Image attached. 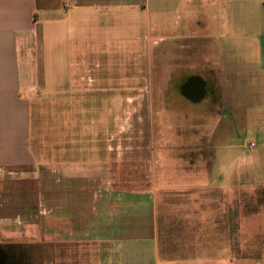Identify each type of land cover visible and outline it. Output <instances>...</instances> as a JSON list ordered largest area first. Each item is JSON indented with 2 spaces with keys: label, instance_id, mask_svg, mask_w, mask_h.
<instances>
[{
  "label": "crops",
  "instance_id": "0c3cea01",
  "mask_svg": "<svg viewBox=\"0 0 264 264\" xmlns=\"http://www.w3.org/2000/svg\"><path fill=\"white\" fill-rule=\"evenodd\" d=\"M245 1L0 0V219L40 217L45 257L60 264H212L217 213L212 205L218 200L225 205L220 220L228 231L224 201L233 184L183 187L190 190L189 207L173 214L190 232L203 219L204 244L190 232L180 237L166 232L155 191L118 190L100 151L86 149L85 93L108 94L103 105L110 108L116 61L111 55L155 40L158 56L173 59L176 46L187 44L188 54L219 77L228 102L210 124L232 121L246 131L250 110L264 99L263 87L235 85L234 60L223 40L234 19L238 28L248 22L251 29L264 30V0L251 7ZM257 45L264 71V47ZM252 67L241 64L243 76L254 74ZM43 101L61 110L60 143L52 134L39 140L37 111ZM93 102L95 108L101 100ZM214 129L210 141L229 135Z\"/></svg>",
  "mask_w": 264,
  "mask_h": 264
},
{
  "label": "rangeland",
  "instance_id": "374dc122",
  "mask_svg": "<svg viewBox=\"0 0 264 264\" xmlns=\"http://www.w3.org/2000/svg\"><path fill=\"white\" fill-rule=\"evenodd\" d=\"M257 2L261 0H246L245 7ZM174 20L175 16L171 17L172 23ZM234 21L228 25L223 40L234 60L230 67L235 72V85L243 81L262 86L264 91V71L260 70L263 62L258 60L254 49L257 43L264 47V30L251 29L248 22L244 29L238 28ZM181 50L177 45L173 59H162L152 40L148 46H134L132 53L111 55L116 61L111 67L115 81L110 108L103 105L108 94L85 93L86 149L100 151L104 168L109 172L106 175L109 174L118 190H154L157 211L163 220L160 223L176 237L190 232L188 225L173 214L176 209L189 207L190 190L183 187L204 182L232 183L224 201L228 208V231L220 220V211L225 207L218 200L221 191L213 194L218 201L212 205L213 210L217 209L213 216L212 264H264V99L261 106L250 110L252 119L246 131L243 126L224 120L225 124L215 128L210 124L211 118L216 120L228 102L211 109L202 103L195 106L179 94L178 81L205 66L203 61L195 64L182 59ZM241 64L253 66L254 74L243 76ZM93 99L101 100L99 107L98 104L92 107ZM39 104V140L52 134L53 141L60 143L63 127L59 125L60 108L46 107L44 101ZM214 128L229 135L224 139L216 135L210 141ZM205 195L204 189L197 194L200 198ZM199 207L205 209L206 205L201 202ZM41 220L40 217L17 222L0 219V264H60V260L45 257ZM202 220L190 232L191 236L195 234L198 244H204ZM57 244L55 255L59 256L60 242Z\"/></svg>",
  "mask_w": 264,
  "mask_h": 264
},
{
  "label": "flooded vegetation",
  "instance_id": "af4514ba",
  "mask_svg": "<svg viewBox=\"0 0 264 264\" xmlns=\"http://www.w3.org/2000/svg\"><path fill=\"white\" fill-rule=\"evenodd\" d=\"M182 48L181 58H187L189 62L195 63L197 60H194L192 56L188 54V45H180ZM187 55L182 57V55ZM212 73V71H210ZM177 89L179 94L189 101L191 104H205L207 108H213L214 106L223 105L226 103L227 99L223 92V88L219 81L218 76L209 74V71L203 68L200 72H190L186 74L183 79L179 80L177 83ZM197 89H201L202 96L199 99H194L195 92Z\"/></svg>",
  "mask_w": 264,
  "mask_h": 264
},
{
  "label": "water",
  "instance_id": "95a60500",
  "mask_svg": "<svg viewBox=\"0 0 264 264\" xmlns=\"http://www.w3.org/2000/svg\"><path fill=\"white\" fill-rule=\"evenodd\" d=\"M194 95H195L194 99L196 100L199 99L202 96L201 89L200 90L197 89Z\"/></svg>",
  "mask_w": 264,
  "mask_h": 264
}]
</instances>
